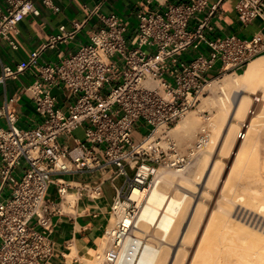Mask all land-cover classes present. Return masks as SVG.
Instances as JSON below:
<instances>
[{
	"label": "built area",
	"instance_id": "1",
	"mask_svg": "<svg viewBox=\"0 0 264 264\" xmlns=\"http://www.w3.org/2000/svg\"><path fill=\"white\" fill-rule=\"evenodd\" d=\"M35 1L58 11L52 0H3L0 40L16 47L9 34L23 17L39 14ZM103 1L83 4L82 21H73L69 30L59 25L25 59L1 69L0 82L17 78L25 69H31L34 79L0 103V117L6 119V127H0V190L4 185L10 189L0 200V264H47L56 255L49 237L52 216L72 207L66 201L69 182L60 178L63 174L103 172L113 164L111 181L121 175L125 181L120 188L112 184L115 197L110 212L122 205L125 214L135 218L157 168L184 170L206 141L207 132L202 129L194 144L181 152L169 138L171 127L197 106L209 82L243 70L250 59L264 52V37L259 34L249 39L213 34V17L221 14L218 1L208 5L207 0H179L163 10L138 9L132 25L118 14L101 13ZM234 11L241 23L259 19L264 24V0H236ZM94 16L103 26L91 30L87 42L59 54L56 61L40 60L43 51L68 43ZM53 88L61 91V100L52 94ZM20 94L34 101L42 119L31 129L15 124L11 103ZM261 102L260 93L252 95L239 139ZM137 122L149 130L135 140L132 133ZM77 128L83 132L82 139L72 136ZM126 165L133 170L131 177ZM18 167L22 172L16 177ZM51 184L57 186V200L48 196ZM101 184V177L82 182L81 194L97 199ZM134 190L142 193L138 199L132 197ZM233 216L264 227V219L239 206ZM116 229L122 234L129 231L122 223ZM118 232L114 246L119 245ZM115 251L105 253L108 263L116 257Z\"/></svg>",
	"mask_w": 264,
	"mask_h": 264
},
{
	"label": "rangeland",
	"instance_id": "2",
	"mask_svg": "<svg viewBox=\"0 0 264 264\" xmlns=\"http://www.w3.org/2000/svg\"><path fill=\"white\" fill-rule=\"evenodd\" d=\"M224 76L225 74L220 79L216 80H221ZM212 84L213 83H211V85L207 84L205 86L204 95L200 96L197 106L194 109L190 110L198 116V125L201 127L196 125L197 127L194 129V131L190 134H187L186 132V135L180 134L176 136L173 134V132H168L169 137L174 140L175 144L181 152H185L189 146L194 144L202 129H205V131L207 132V140L205 141L203 147L198 151L197 157L190 166H188L182 171H174L172 169L160 167L163 171L159 174L158 177L166 176L169 177V179H171L170 177H172V179L169 180V185L167 187L168 192H176L174 194L178 198L182 194L186 196L184 201L180 204V210L177 215L178 219L176 220L177 222L175 227H173L172 229L174 231L177 226L174 231L175 234H173V231H171V236L169 235L167 236V238L161 240V232L158 230L155 231L153 226H150L149 230H138L137 228L133 227L134 224L131 226L132 228L130 227L131 229L129 228V232L126 233L127 237L136 235L135 237H137L138 240H140L142 243H146L145 241H147V243H150L156 248L164 247L166 254L163 264H201L198 260L199 256L197 257V254L195 256V252L197 251V249H199V246H206L205 244L203 245L200 240L202 239L203 242L205 238L207 239L208 234L212 231H226L230 232L231 234L234 231L233 236H235L236 234H241L240 236H244L245 239L243 243L242 241L240 242L238 240L239 244L242 243L240 244L241 247L244 246L251 248L254 246L255 248L257 247L258 243V247H260V244H264V227L261 228V226L254 225L252 223H247L246 221H243L233 216L234 209L239 206L241 209H247L248 211H250V213L254 214L255 216L264 219V211L263 209L258 208L256 203L258 200H264V90L262 88L257 90V93H260L261 97L263 98L262 102L258 105L255 118L257 117L258 121H261H259L260 123L255 122V125H257L258 123L259 125L257 126H260V128L258 129L259 131H257L256 134L257 138L255 136V139L252 140L251 146L248 145L250 147L249 150V147L247 149L245 148L246 144L244 142H247L246 134L250 132V124H252L251 126H254V122H250L249 127L247 128L248 130H246L247 133L245 132V136L243 137V139H239L237 137V133L239 131L241 121L247 118V112L244 115V118H242L241 116H235L233 110V107L240 98L241 93H244L243 90L240 89L238 92H231L230 98L228 99V111H226L221 108L220 105L217 104L216 106L208 102V99L218 100L220 97L225 98L226 91L218 90L217 88L212 89ZM52 94L57 95L60 100L62 99L58 88H54L52 90ZM252 95L253 94H250L249 96L250 102ZM188 112H186L182 118H184ZM258 115L261 117H258ZM253 121H255V119ZM230 126H233L232 133H229L230 138H226V134H228ZM135 129L140 133H146V131L149 130V126H141L140 122H137L135 124ZM72 136L78 139H82L83 132L80 128H77L72 132ZM226 139H228V141L224 145V141ZM211 140L214 143H212ZM253 143H256L257 147L256 145L254 146ZM222 144L223 148L221 147ZM241 144L243 145V147ZM228 146H230L231 148ZM253 146L256 147L257 154L254 152L255 148ZM239 147L242 148L240 149ZM251 147L253 148V153L250 156V153L252 151ZM238 150L241 151L239 152ZM237 152L240 153V155L241 152H244L242 153L243 155H248L251 158L247 156L246 160L248 162H246V160L243 161L242 163L244 164L243 166H241L240 161L243 160V155L238 156L239 154ZM253 154L255 158L252 156ZM236 156H238V158L241 157L240 159H242L239 161L240 164L238 163L242 167L239 171L241 175L237 174V169L239 170V165L237 167L236 162L239 159ZM252 157L253 160H251ZM244 158H246V156ZM233 164L237 167V169H235L237 173L233 168ZM244 165L245 168L247 167L246 169L244 168ZM113 168L115 169L116 167L113 166ZM242 169L245 171H242ZM125 170L129 177L133 175V170H131L127 165L125 166ZM235 173L239 176L237 177ZM172 180L174 181L173 183L170 182ZM124 181L125 176L121 175L118 176L113 181V183L116 187L120 188L123 185ZM102 190L106 201L108 203L111 202L112 196L115 193V189L112 187L111 182L106 181L102 185ZM149 190L146 192V195L148 194ZM72 196L73 194L69 193V197ZM183 207L184 209L182 210ZM192 213H194L195 215ZM222 220H224L225 222L223 223H227L229 227L225 224L227 227L224 226L222 228L226 229L223 230L222 228H215V230H213L212 227L215 226L214 224H216L214 222H222ZM30 223H32V221H30ZM114 223L115 219L113 221V224ZM112 225L107 224L106 230H108L109 227ZM135 232H138L139 234H135ZM107 237L108 239L105 240L106 243L104 242V239L102 242L100 241V244L102 243L103 245L100 250V258L102 259H99L100 261L96 262V264H112L108 263L106 259H103L105 251L109 250L113 246V249L115 250L120 248L118 252L120 253L124 241L127 238H124L122 245L114 246L112 240L113 236L111 237L109 234H106L105 238ZM258 247L256 249H258ZM93 253L94 251L90 254ZM90 254L81 256L83 264H85L84 258H86Z\"/></svg>",
	"mask_w": 264,
	"mask_h": 264
},
{
	"label": "crops",
	"instance_id": "3",
	"mask_svg": "<svg viewBox=\"0 0 264 264\" xmlns=\"http://www.w3.org/2000/svg\"><path fill=\"white\" fill-rule=\"evenodd\" d=\"M97 1L52 0L53 4L58 7V11L56 12L40 1H35L39 14L23 17L16 25V28L9 34L10 39L14 41L16 47H11L6 39L0 40V73L4 65L14 66L17 62L25 59L30 51L46 41L48 35L56 33L59 25H64L69 30L72 28L73 21H82L85 16L82 5H93ZM176 1L179 0H149L148 2L147 0H104L100 11L105 15L115 13L123 16L132 25L136 20L135 12L138 9L163 10L166 4ZM207 1L208 5L217 1L220 3V17H213L215 21L213 34L223 35L232 33L246 39L251 38L254 34L264 37V24L259 19H253L248 23H241L236 18L234 11L236 0ZM2 4L3 0H0V5ZM102 26L103 22L98 17L89 18L82 24L81 28L77 30L74 37L68 43L46 49L41 54L40 60L56 61L59 58V54L62 56L73 52L79 44L88 41V33L91 30ZM33 79L34 75L31 69H25L17 78L4 79L3 82H0V103L13 97L21 85L30 83ZM60 96H62L61 91ZM34 105V101L23 94L18 95L11 103L16 114L15 124L17 127L31 129L41 122L42 119L35 111ZM181 121L182 119L178 123ZM0 127H6V119L4 117H0ZM173 134L176 136L180 134L186 135V131L181 130ZM132 135L137 140L142 133L135 129ZM171 140L174 142L173 139ZM69 145H73L71 139L69 140ZM113 166V164L108 165L103 172H73L63 174L60 177L64 181L69 182L66 192L75 195V202L72 207L66 209L67 213L52 216L53 228L49 237L54 242L56 255L47 264H83L81 256L90 254L98 248L101 237L105 233L110 215V206L115 197L114 193L111 202L108 203L102 190V185L106 181H110L112 185L114 184L113 181L118 177H115L111 181L112 173L116 170ZM21 172L22 167L14 169L16 177H19ZM100 177L102 184L99 198L92 200L81 194L80 187L82 182L93 181ZM56 188L57 186L54 184L49 185L48 196L52 200L58 199ZM9 193V187L4 185L0 190V200L5 199ZM30 224H34V221L32 220Z\"/></svg>",
	"mask_w": 264,
	"mask_h": 264
},
{
	"label": "bare ground",
	"instance_id": "4",
	"mask_svg": "<svg viewBox=\"0 0 264 264\" xmlns=\"http://www.w3.org/2000/svg\"><path fill=\"white\" fill-rule=\"evenodd\" d=\"M214 81L209 82L208 85H211V83H213L212 89L217 88L218 90L226 91L225 92V98L220 97L218 100L208 99V102H210L216 106L218 104V105H220L221 108L228 111V107H229L228 99L230 98L231 92H234V91L238 92L240 89H242L244 93H241V96L238 99V101L236 102V104L234 105L233 110H234L235 116H241L242 118H244V115L247 112L246 110H247L248 106L250 105L249 104L250 94L257 93V90H259L260 88H262L264 90V53L259 54L255 57H253L252 59H250L247 62V64L244 66V68L241 72H232L229 74H225V76L221 80H214ZM263 93H264V91H263ZM263 97H261V98H263ZM259 113H260V111H259ZM259 115H258V117H261ZM235 118H237V117H235ZM238 118H240V117H238ZM256 118L254 115V117L252 119L253 120L255 119V121H253L252 119L250 121L251 123L254 122L253 123L254 126H251L252 124H250L251 129L249 128L250 129V132H248L249 135L246 134L247 142H244L247 146L246 147L244 144L246 149L249 147L248 145L251 146L252 140L255 139V136L257 138L256 134H257V131H259L258 129L260 128V126L259 127L257 126V125H259L258 123H257V125H255L256 124L255 122H259L261 120L258 121V118L257 119ZM198 119H199L198 116L194 112L189 111L186 114V116L184 118H182V121L180 123H178L180 121L179 120L177 122L178 125L175 128H173L177 124L176 123L173 127H171V129L168 132L169 133L170 132L176 133V132L183 130V131H186L187 134H190L197 127L196 125H198ZM199 127H201V126H199ZM232 127L233 126L229 127V132H228V128H227L228 134H226V138H230L229 133H232ZM160 130L161 129H158V132H160ZM206 140H207V138H206ZM227 141H228V139H226L224 141L225 142L224 145L226 144ZM243 141H245V140H243ZM256 142H257V139H256ZM212 143H214V142L212 141ZM255 145H256V143L254 144V146ZM221 147L223 148V144ZM228 147H230V146H228ZM242 147H243V145H242ZM242 147H239V148L241 149ZM256 147H257V145H256ZM256 147H254L255 153H256ZM248 149L250 150V147ZM251 149H252V151L250 153V156L253 153V148L251 147ZM242 153H244V152H241V155H240V153H238L239 155L238 154L237 155L242 156L243 155ZM256 154H255V156H256ZM238 156H236V157L238 158ZM245 156H246V158H244ZM247 156L248 155H243L242 156L243 160L240 159L241 157L238 158L239 160L236 158L238 160L236 162L237 167L240 164L239 163L240 160H242L240 162H241V166H243L244 163H242V162L247 159ZM252 156L254 157V154ZM253 157L251 160H253ZM249 158H251V157H249ZM249 158H248V160H249ZM246 162H248V161L246 160ZM241 166L239 165V167H238L239 170H238L237 167L234 165L233 168H234V170L237 169L238 173L235 170V172L237 174H240L239 171L242 168ZM244 168H245V165H244ZM162 171L163 170L160 167L157 168L156 175L154 177V182H153L152 186L150 187L151 189L150 188L147 189V191L149 189L150 190H149L148 194L145 195L144 200L140 203V206H139L140 211L138 212V214L136 215L135 218L131 219L130 216L126 215L125 212L123 211L122 205L117 206L113 211L110 212L108 224L112 225L114 219H115V223L112 226H110L108 230H105V233L107 235L109 234L111 237L113 236L112 240L114 239L115 235L118 232V230L116 229L117 224H121V223L124 226H128V229L134 224L133 227L137 228L138 230H143V229L149 230V227L153 226L155 231L158 230L161 232V237H162L161 240L167 238V236H169L171 234V231H173L172 230L173 227H175V225H176V222H177L176 220L178 219L177 215H178L179 210H180V204L184 201L186 196L184 194H182L178 198L174 194L176 192H174L173 190L172 191L174 193H169L171 191L168 192L167 187L169 185V180H171L172 177H170L171 179H169V177H166V176L158 177ZM242 171H245V170L242 169ZM238 176L239 175H237V177ZM170 182L173 183L174 181L172 180ZM225 188H226V186H225ZM227 188H228V186H227ZM224 190H226V189H224ZM141 195H142L141 191L134 190L132 197L138 199V197ZM65 197H66L67 203L69 205L73 206L74 202H75V195H73L72 197H69V193H67L65 195ZM256 203H257V207L260 209H263V211H264V200H258ZM183 209H184V207L182 208V210ZM192 214H194V213H192ZM180 218H181V216H180ZM213 220H215V219H213ZM223 222H225V221L222 220V222L221 221L214 222L216 224H214L215 226H213L214 228L212 227V229L215 230V228L221 229L224 226L227 227L226 225H228V224L223 223ZM206 225H207V223H206ZM228 227H229V225H228ZM176 228H177V226H176ZM175 229H174V231H175ZM210 229H211V227H210ZM222 229L224 230L226 228H222ZM174 231H173V234H175ZM208 232H209V230H208ZM233 232L231 234L230 232H226V231H217V232L212 231L211 233L208 234L207 239L205 238V240L203 242H202V239H201L202 237H201L200 238L201 243H203V245L205 244L206 246H203V247L199 246V249H197V251L195 252V256H196V254H197V257L199 256L198 260L200 261V263L201 264H264V246H263L264 244L263 245L260 244V247H258L259 243L257 242L258 243L257 244L258 249H256L257 247L254 248V246L251 248L250 247H244V246L241 247L240 244H242L243 241L245 240L244 236L242 237V236H240L241 234L238 235L236 233H235L236 235L233 236ZM106 234H104L101 237V242L104 239V242L106 243L105 240L108 239V237L105 238ZM135 234H139V233L135 232ZM126 235L127 234H122L120 231L118 232L119 246L122 245L124 238L127 237ZM135 236H129L125 239L120 253H118L120 248L116 249V251H115L116 257L114 258L112 264L113 263L114 264H163L165 254H166L164 247L156 248L155 246L151 245L150 243H147V241H145L146 243H142ZM236 239H237V241H236ZM260 239H261V237H260ZM238 240L240 242L242 241V243L239 244ZM235 242H237V243H235ZM105 243H103V244H105ZM102 247H103V245L101 243L98 246V248L96 249V251H94L93 254H90L86 258H84L85 264H96V262H99L100 261L99 259H102V258H100L101 257L100 256V250ZM113 248L114 247L112 246L107 251H111V250H113ZM107 251H105V253ZM105 253H104L103 259H105ZM195 256H193V257H195ZM192 259H194V258H192Z\"/></svg>",
	"mask_w": 264,
	"mask_h": 264
},
{
	"label": "trees",
	"instance_id": "5",
	"mask_svg": "<svg viewBox=\"0 0 264 264\" xmlns=\"http://www.w3.org/2000/svg\"><path fill=\"white\" fill-rule=\"evenodd\" d=\"M242 70H240L239 72H241Z\"/></svg>",
	"mask_w": 264,
	"mask_h": 264
}]
</instances>
